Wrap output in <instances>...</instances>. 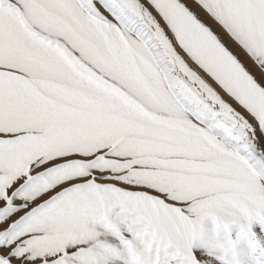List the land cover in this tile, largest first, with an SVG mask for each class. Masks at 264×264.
<instances>
[{
	"label": "snow or ice",
	"instance_id": "obj_1",
	"mask_svg": "<svg viewBox=\"0 0 264 264\" xmlns=\"http://www.w3.org/2000/svg\"><path fill=\"white\" fill-rule=\"evenodd\" d=\"M260 148L264 0H0V264H203Z\"/></svg>",
	"mask_w": 264,
	"mask_h": 264
},
{
	"label": "rangeland",
	"instance_id": "obj_2",
	"mask_svg": "<svg viewBox=\"0 0 264 264\" xmlns=\"http://www.w3.org/2000/svg\"><path fill=\"white\" fill-rule=\"evenodd\" d=\"M264 162V148L256 153L255 160L250 163ZM260 216H253L250 220H241L231 223L226 229H215L210 219L202 221L201 230L194 238L192 247L206 259L203 264H264V208L259 209ZM245 231L250 229L248 235H241V226ZM96 230L101 233L100 239L107 240L117 248L121 245L119 240L110 233L96 225ZM125 235H128L126 232ZM232 240L234 247L230 251H224L219 247L220 242ZM126 256L112 257L106 264H125Z\"/></svg>",
	"mask_w": 264,
	"mask_h": 264
},
{
	"label": "clouds",
	"instance_id": "obj_3",
	"mask_svg": "<svg viewBox=\"0 0 264 264\" xmlns=\"http://www.w3.org/2000/svg\"><path fill=\"white\" fill-rule=\"evenodd\" d=\"M237 210L238 212L243 216L246 214V210H247V206L243 204V202H241V204L237 205ZM205 219H210L212 222V225L215 229H221L225 227V218L220 215V214H215V217L209 215V216H205L203 217L202 221ZM201 230V229H200ZM200 230L198 231V233L200 232ZM219 247L224 250V251H230L234 246H233V241L232 240H224L222 242H220Z\"/></svg>",
	"mask_w": 264,
	"mask_h": 264
}]
</instances>
